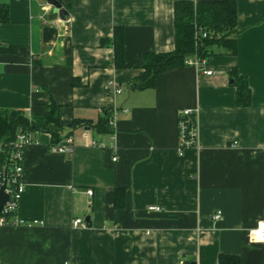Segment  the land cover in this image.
<instances>
[{
    "label": "crops",
    "instance_id": "0c3cea01",
    "mask_svg": "<svg viewBox=\"0 0 264 264\" xmlns=\"http://www.w3.org/2000/svg\"><path fill=\"white\" fill-rule=\"evenodd\" d=\"M60 1L67 20L46 0H0V109L31 116L55 102L63 136L73 119L96 123L111 109L113 132L77 128L71 153L50 151L47 132L25 148L10 219L43 223L0 225V264H218L221 253L264 264V242L251 234L264 219V0H235L236 54L215 47L198 67L166 70L145 89L128 83L146 53L174 50L179 0ZM115 26L124 28V68L113 63ZM232 69L247 80L249 105L238 104ZM182 109L196 113L198 147L179 154ZM75 217H89L88 227H72Z\"/></svg>",
    "mask_w": 264,
    "mask_h": 264
},
{
    "label": "trees",
    "instance_id": "16d2710c",
    "mask_svg": "<svg viewBox=\"0 0 264 264\" xmlns=\"http://www.w3.org/2000/svg\"><path fill=\"white\" fill-rule=\"evenodd\" d=\"M6 9L0 10V20L7 19ZM175 48L170 52H148L144 55L142 71L128 83L129 89H145L156 84L158 76L176 67L186 65L188 58L197 55L206 59L214 53L215 47L223 53H237V5L235 0H216L193 2L179 0L174 4ZM113 63L117 68L127 67L125 61V41L123 26H115L113 37ZM4 47H2L3 49ZM237 84V101L246 106L251 103V90L247 80L236 75V69L230 71ZM111 109L105 110L96 123L75 118L69 125L70 131L63 136L57 129L62 128L60 106L51 102L42 114L27 115L17 109H0V181L1 169L6 164L10 146L8 142L15 139L18 129L27 132L39 131L50 133L52 143L70 136L80 127L93 129L97 134L113 132L110 120ZM125 195L124 189L116 190V205L121 206ZM12 215L7 216L10 220ZM218 264H240V257L235 254L221 253Z\"/></svg>",
    "mask_w": 264,
    "mask_h": 264
},
{
    "label": "built area",
    "instance_id": "2783aa9c",
    "mask_svg": "<svg viewBox=\"0 0 264 264\" xmlns=\"http://www.w3.org/2000/svg\"><path fill=\"white\" fill-rule=\"evenodd\" d=\"M205 59H200L197 55L188 58L186 60L187 65H193L198 67L203 63ZM202 73L211 75L212 71L203 69ZM116 88L117 92H121L120 87L116 83H110ZM116 111H112V118L110 120L111 125H114V116ZM178 128H179V142H178V153L183 154L184 151L191 147H198V131H197V119L196 113L192 109H182L178 113ZM39 131L27 132L22 129H18L16 137L14 140L8 142L10 146L8 157V174H7V187L5 191L9 194V200L4 205V208L0 214V225L12 224V225H25L28 227L34 226L36 224H42L43 221H25L22 219L15 218L13 220H8L7 216L16 213L19 207L20 199L24 192V151L25 148L33 143H37V135ZM2 144L0 142V152L2 151ZM91 145L105 148L107 145L104 142H99L92 140ZM50 151L53 152H63L71 153L74 150V144L72 138L67 137L61 141L51 143L49 145ZM116 159V158H114ZM5 165L1 169L2 180L0 181V186L4 181L3 170ZM88 195H92V189H86ZM150 210L160 211L162 208L158 205H152L149 207ZM221 217V212L217 211L214 218L219 219ZM72 227H88V222L80 217H75L72 220ZM253 240L256 242H264V219L257 222L256 226L251 230ZM177 264H187L184 260H179Z\"/></svg>",
    "mask_w": 264,
    "mask_h": 264
},
{
    "label": "water",
    "instance_id": "95a60500",
    "mask_svg": "<svg viewBox=\"0 0 264 264\" xmlns=\"http://www.w3.org/2000/svg\"><path fill=\"white\" fill-rule=\"evenodd\" d=\"M48 4L54 7L55 15L58 16L62 20H67L70 16L69 11L63 6L60 0H46ZM8 162L7 159L4 170H3V177L4 181L0 186V214L4 208V205L9 200V194L5 191L7 187V174H8ZM85 221L89 222V217L85 218Z\"/></svg>",
    "mask_w": 264,
    "mask_h": 264
}]
</instances>
